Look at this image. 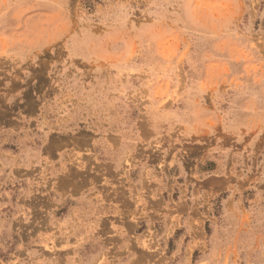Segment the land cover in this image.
<instances>
[{
	"label": "rangeland",
	"instance_id": "obj_1",
	"mask_svg": "<svg viewBox=\"0 0 264 264\" xmlns=\"http://www.w3.org/2000/svg\"><path fill=\"white\" fill-rule=\"evenodd\" d=\"M0 264H264V0H0Z\"/></svg>",
	"mask_w": 264,
	"mask_h": 264
}]
</instances>
